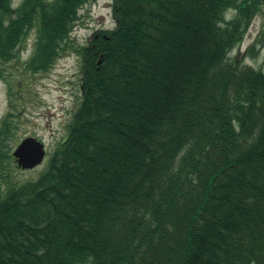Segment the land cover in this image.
I'll use <instances>...</instances> for the list:
<instances>
[{
    "label": "trees",
    "instance_id": "16d2710c",
    "mask_svg": "<svg viewBox=\"0 0 264 264\" xmlns=\"http://www.w3.org/2000/svg\"><path fill=\"white\" fill-rule=\"evenodd\" d=\"M94 1L0 0V82L81 59L35 179L11 175L13 100L0 118V264H264V73L229 57L264 0H112L75 48Z\"/></svg>",
    "mask_w": 264,
    "mask_h": 264
},
{
    "label": "rangeland",
    "instance_id": "374dc122",
    "mask_svg": "<svg viewBox=\"0 0 264 264\" xmlns=\"http://www.w3.org/2000/svg\"><path fill=\"white\" fill-rule=\"evenodd\" d=\"M21 1L15 0L14 5ZM111 3L112 0H96L80 9V19L70 36L75 48L86 45L94 31L114 28ZM255 42L256 55H252L249 49ZM33 43L34 35H30L24 42L22 60L30 56ZM229 57H237L240 64L260 69L264 73V2L260 6V13L253 18L243 42L230 52ZM19 71L21 67H14L7 80L0 82V118L10 110V102L13 100L16 109L11 111L19 113V123L12 149L20 140L35 137L44 143L46 155H49L65 138L67 125L79 102L81 59L77 52L70 49L58 58L47 73L18 76ZM17 82L25 86L21 92L16 88ZM10 88L15 97L9 95ZM47 158L34 170L14 168L11 171L12 178L17 182L35 179L44 169Z\"/></svg>",
    "mask_w": 264,
    "mask_h": 264
},
{
    "label": "water",
    "instance_id": "95a60500",
    "mask_svg": "<svg viewBox=\"0 0 264 264\" xmlns=\"http://www.w3.org/2000/svg\"><path fill=\"white\" fill-rule=\"evenodd\" d=\"M44 156L43 143L33 137L23 139L12 152L17 166L23 170L37 167L42 163Z\"/></svg>",
    "mask_w": 264,
    "mask_h": 264
}]
</instances>
